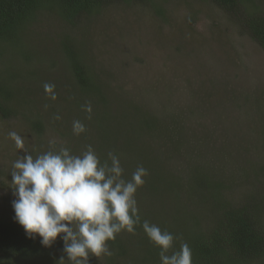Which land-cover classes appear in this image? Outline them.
I'll return each instance as SVG.
<instances>
[{
  "label": "rangeland",
  "instance_id": "obj_1",
  "mask_svg": "<svg viewBox=\"0 0 264 264\" xmlns=\"http://www.w3.org/2000/svg\"><path fill=\"white\" fill-rule=\"evenodd\" d=\"M254 5L264 14V0ZM240 26L211 0L111 1L73 25L52 13H39L17 37L25 47H2L0 82L7 73L16 75L13 88L19 93L8 105L11 117L0 114V218L24 229L15 220L11 171L25 153L9 137L12 131L34 157L55 140L56 147H67L74 155L91 145L102 162L113 152L125 179L142 165L148 175L138 190L158 193V204L160 198L171 201L178 178L185 201L193 200L194 208L189 205L174 221L164 203L162 216L169 220L164 226L181 237L168 255L181 243L190 247L188 235L198 228L194 216L202 229L215 221L213 200L202 191L200 198L194 186L203 184L202 176L220 184L216 193L232 206L264 197V51ZM69 45L88 67L92 84L83 90L65 56ZM45 83L55 85L56 100L45 92ZM89 103L91 118L83 110ZM36 120L43 124L42 134L32 129ZM76 120L86 127L80 135L73 133ZM145 200L137 199L140 215L148 212ZM254 212L264 227V212ZM133 235L118 234L126 244L125 257L91 255L89 264H134L129 261L143 251L140 234ZM44 247L47 257L0 264H60L62 257L68 264L61 238ZM146 249L154 251L153 258L142 264H160L159 249L152 243ZM248 264H264V250Z\"/></svg>",
  "mask_w": 264,
  "mask_h": 264
},
{
  "label": "clouds",
  "instance_id": "obj_2",
  "mask_svg": "<svg viewBox=\"0 0 264 264\" xmlns=\"http://www.w3.org/2000/svg\"><path fill=\"white\" fill-rule=\"evenodd\" d=\"M44 89L50 99H57L54 84L45 83ZM83 110L91 118V104L83 106ZM85 131L81 121H73L75 135ZM8 135L25 153L12 164L11 188L16 197L15 220L30 238L38 235L41 244L50 247L59 237L64 242L68 264H89L91 255L112 254L108 241L140 226L159 249L160 264H192L186 242L168 255L180 236L142 219L136 200L138 189L145 183L143 178L148 175L142 165L130 179H125L120 159L113 152L102 162L91 145L74 155L67 147H56L52 140L48 151L34 157L25 150L20 135L15 131ZM64 261L62 257L60 264Z\"/></svg>",
  "mask_w": 264,
  "mask_h": 264
},
{
  "label": "trees",
  "instance_id": "obj_3",
  "mask_svg": "<svg viewBox=\"0 0 264 264\" xmlns=\"http://www.w3.org/2000/svg\"><path fill=\"white\" fill-rule=\"evenodd\" d=\"M111 1L130 4L134 0H0V62L4 56L2 51L3 45L12 44L13 49L16 47L19 51L20 48L18 47L22 42L21 38L18 40L17 37L24 31L26 26L34 23L39 13H52L64 22L73 25L82 15L92 16L98 14L102 7ZM211 1L237 18L241 29L264 51V14L259 12L255 7V0ZM21 46L22 48L25 47L24 45ZM70 48H72L71 45L64 48L65 56L66 58L67 56L70 58V71L75 77L77 84L81 87V90H83L82 87H88L92 84L90 78L87 76L88 67L79 60L78 56ZM21 54L20 56L23 57ZM25 59L30 60L31 57L25 55ZM5 76L7 78L3 80V83L0 82V114L7 119L12 115L11 110L8 109V105L11 104L10 100L16 99L19 91L13 88L16 75L7 73ZM31 125L33 131L37 134H42L43 124L40 121L31 122ZM37 136L40 137V135ZM177 180L178 178L175 177L174 189L171 191L173 197L171 196V201L169 202L160 198L161 201L158 204L159 200L156 201L155 199L158 193L156 192L157 195H155L152 189L144 192L137 191L136 200L145 198L146 205L144 209L148 210L145 215L141 213L142 219H147L152 224L158 225L162 230H166L165 226L166 224L169 226V220L167 221L168 217L163 218L162 216L165 202L168 210L170 211L171 209L169 216L174 217V221H177L179 212L187 211V207L191 205L190 203L193 202L191 199L193 198H190V203L185 201V189ZM200 181L203 184H197L194 181L195 189L200 198H204L201 191L204 194L210 195L216 208L214 209L215 221L213 219L214 222L211 223L212 225L209 228L202 229L199 216L190 214V217L194 216L198 224L197 230L190 236L188 235L192 243L190 245L192 264L250 263L264 250V227L261 228L258 225V218L254 212V210L264 212V197L255 198V203H252L253 199L245 202L242 207H235L226 200L222 201V197L218 196L216 192L220 188V184H216L210 175L207 177L202 176ZM179 194H181V197ZM156 205L159 207H156ZM168 231H171V229ZM136 233L140 234L139 246L143 251V255L129 262L134 264L148 263L143 261H146L145 259L147 258H153L154 251L146 249L151 242L148 239L149 244L145 246L146 238L148 237L142 227L136 226L132 235ZM108 247L114 257L115 255H119L121 258L126 256V244L118 235L114 241H108ZM40 254L47 257L45 247L36 238H30L24 229L12 221L0 218V262L12 259L31 260L37 258ZM110 260L112 261L113 259Z\"/></svg>",
  "mask_w": 264,
  "mask_h": 264
}]
</instances>
